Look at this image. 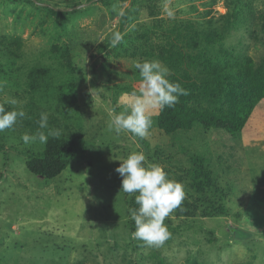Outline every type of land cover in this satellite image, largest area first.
<instances>
[{
    "label": "rangeland",
    "instance_id": "rangeland-1",
    "mask_svg": "<svg viewBox=\"0 0 264 264\" xmlns=\"http://www.w3.org/2000/svg\"><path fill=\"white\" fill-rule=\"evenodd\" d=\"M38 1L56 9L81 5L62 17L36 3L0 0V104L26 112L0 132V264H264V136L243 142L195 127L174 145L154 120L145 138L108 131L110 113L124 110L123 94L138 92L141 83L135 62L120 48L99 47L107 35L120 33L131 0ZM137 1L154 6L163 27L180 19L207 23L230 51L252 57L263 52L252 24L240 22L225 32L230 0ZM236 4L244 12L264 11V0ZM146 17L142 8L139 23H149ZM16 46L18 54L9 57ZM42 112L48 114L45 129L39 127ZM56 129L82 133L86 150L46 181L26 169L40 142L25 144L21 137ZM132 152H143L146 166L161 165L183 185L189 157L203 158L223 209L212 217L175 210L165 219L172 238L159 248L133 238L134 221L116 172ZM191 196L186 191L185 200Z\"/></svg>",
    "mask_w": 264,
    "mask_h": 264
},
{
    "label": "trees",
    "instance_id": "trees-1",
    "mask_svg": "<svg viewBox=\"0 0 264 264\" xmlns=\"http://www.w3.org/2000/svg\"><path fill=\"white\" fill-rule=\"evenodd\" d=\"M10 1L36 3L50 14L62 17L72 14L81 5L77 2L66 9H56L38 0ZM94 1L97 0H87L86 3ZM236 1L230 0L231 10L228 8L224 17L227 22L224 30L228 32L240 22L256 27L252 36L263 51L258 57L230 51L219 37V30H208L207 23L200 25L196 21L180 19L172 20L163 27L154 6L148 3L144 5L131 0L130 10L126 9L121 15L119 31L123 40L115 48H120L135 63L154 59L161 61L170 69L169 80L180 83L189 92L179 98L174 108L157 110L153 116L156 130L174 145L178 135L185 136L195 127L204 132L220 131L243 142L259 140L264 136V11L253 13L249 8L244 12ZM98 2L106 3V0ZM142 8L147 9L146 18L149 20L145 25L139 23ZM114 34L107 35L103 47H99L107 49L113 46ZM7 52L9 57L16 56L19 46ZM123 89L131 90V87L124 86ZM36 147L38 152L30 153L26 169L50 181L69 166L75 154L85 152L86 143L82 133L66 131L59 136L48 135L47 143H39ZM3 149L0 143V151ZM154 150H159L158 146ZM189 161L188 166L191 164V167L184 187L192 196L176 209L177 214L185 217L198 213L206 217L218 215L224 203L221 200L218 203L219 193L215 190L209 166L198 155H191ZM174 181L182 182L179 178ZM120 186L122 189V180ZM135 195L125 193L129 212L138 207ZM134 226L135 223L131 225L132 232L135 231Z\"/></svg>",
    "mask_w": 264,
    "mask_h": 264
},
{
    "label": "clouds",
    "instance_id": "clouds-1",
    "mask_svg": "<svg viewBox=\"0 0 264 264\" xmlns=\"http://www.w3.org/2000/svg\"><path fill=\"white\" fill-rule=\"evenodd\" d=\"M171 14V13H170ZM123 40V36L116 32L113 35V46ZM141 83L139 91L123 94L124 110L110 113L108 131L117 136L121 132L131 133L140 138L150 134L153 126V112L165 107L174 108L181 96L189 92L178 82L169 80L170 69L159 60H145L136 62ZM15 105L17 101H9ZM26 117L22 109L13 108L6 111L0 104V132L12 129L18 120ZM39 127L48 128V114L42 112ZM48 135L59 136L60 131L50 130ZM48 135L39 132L35 135L25 133L21 139L25 144L39 141L46 144ZM120 161L116 172L122 178V191L135 195L137 208L130 209V217L135 223L133 238L143 241L151 247H162L172 238L165 219L179 208L186 198L185 187L182 183L168 178V173L159 164L145 165L146 155L143 152H132Z\"/></svg>",
    "mask_w": 264,
    "mask_h": 264
}]
</instances>
